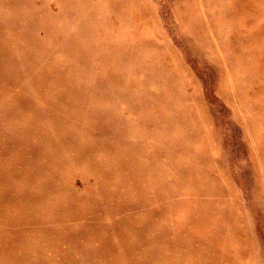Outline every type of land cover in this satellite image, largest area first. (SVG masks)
Listing matches in <instances>:
<instances>
[{
	"label": "rangeland",
	"instance_id": "374dc122",
	"mask_svg": "<svg viewBox=\"0 0 264 264\" xmlns=\"http://www.w3.org/2000/svg\"><path fill=\"white\" fill-rule=\"evenodd\" d=\"M0 264H264V0H0Z\"/></svg>",
	"mask_w": 264,
	"mask_h": 264
}]
</instances>
